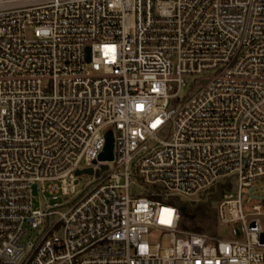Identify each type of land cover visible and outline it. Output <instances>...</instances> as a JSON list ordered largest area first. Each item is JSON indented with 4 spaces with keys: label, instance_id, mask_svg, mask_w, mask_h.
<instances>
[{
    "label": "built area",
    "instance_id": "2783aa9c",
    "mask_svg": "<svg viewBox=\"0 0 264 264\" xmlns=\"http://www.w3.org/2000/svg\"><path fill=\"white\" fill-rule=\"evenodd\" d=\"M263 179L264 0H0V264H264Z\"/></svg>",
    "mask_w": 264,
    "mask_h": 264
},
{
    "label": "rangeland",
    "instance_id": "374dc122",
    "mask_svg": "<svg viewBox=\"0 0 264 264\" xmlns=\"http://www.w3.org/2000/svg\"><path fill=\"white\" fill-rule=\"evenodd\" d=\"M91 177L86 176V175H80L78 178V182L76 184V190L81 191L83 187L86 186V184L90 181ZM255 191L254 195L255 196H264V179L260 180L258 182H255L253 185ZM131 192H134L136 194L140 193L139 189H134L133 187L131 188ZM34 194H36L34 190ZM199 196H180L179 200H176L178 204L183 203L184 205L187 206L188 214L193 216V218L189 216H184L181 214V221H180V228L188 231H194V232H199V233H214V234H219L220 236H227L230 233V229L227 228L226 226L215 222L214 221V215H213V206L215 205L216 199L219 197L218 194H213L210 197L207 194H204L200 197V200L195 203H191L189 201L191 200H197ZM187 200V201H186ZM243 203L247 205L249 208L252 205H264V202L258 199H249V196H244L242 198ZM64 201L63 198H58L57 200H50L48 201L49 204H61ZM206 204L207 208L204 209V214L201 212L193 211L194 208L197 206H201ZM249 219H255L258 222V225L264 230V214L261 215H256L249 217ZM239 235V232H238ZM26 239V237H25ZM149 241L151 243L157 242V238L155 237H150Z\"/></svg>",
    "mask_w": 264,
    "mask_h": 264
},
{
    "label": "water",
    "instance_id": "95a60500",
    "mask_svg": "<svg viewBox=\"0 0 264 264\" xmlns=\"http://www.w3.org/2000/svg\"><path fill=\"white\" fill-rule=\"evenodd\" d=\"M112 148H113V138H112V134L111 132H107L105 135V145H104V149L102 151V153L99 155L98 160L100 161H111L112 160ZM83 173H87V174H91L92 170L91 169H86L83 171H77L76 174L80 175ZM179 211L182 215L184 216H188L185 208L184 207H180Z\"/></svg>",
    "mask_w": 264,
    "mask_h": 264
},
{
    "label": "trees",
    "instance_id": "16d2710c",
    "mask_svg": "<svg viewBox=\"0 0 264 264\" xmlns=\"http://www.w3.org/2000/svg\"><path fill=\"white\" fill-rule=\"evenodd\" d=\"M179 207H184V208H185V211H186V213H187V215H188L189 217L193 218V216H191V215L188 214V210H187V206H186V205H184L183 203H180V204H179ZM203 208H207L206 204L201 205V206H197L196 208H194V210H192V212H193V211H197V212H201L202 214H204V209H203ZM193 213H194V212H193Z\"/></svg>",
    "mask_w": 264,
    "mask_h": 264
}]
</instances>
